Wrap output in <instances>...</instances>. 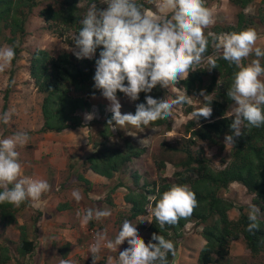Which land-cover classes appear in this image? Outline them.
I'll list each match as a JSON object with an SVG mask.
<instances>
[{
    "label": "clouds",
    "instance_id": "clouds-1",
    "mask_svg": "<svg viewBox=\"0 0 264 264\" xmlns=\"http://www.w3.org/2000/svg\"><path fill=\"white\" fill-rule=\"evenodd\" d=\"M148 2L152 3L153 0H148ZM102 3L106 6L101 8L96 3L89 6L86 14L79 21L81 25L79 31L72 37L74 47L68 50L72 51L78 60L92 59L97 52V48L102 46L99 57L95 59V72L92 77L94 81L93 88L99 90L102 97L109 101L107 111L111 113L107 112L102 116H97L101 111L96 108L97 113L88 114L86 116L88 121H85L83 112L90 109V102L87 100L90 95H87L84 96V99H86L88 107L80 113V125L74 128H65L60 132L48 133H61L81 127H92L94 124L95 128L99 127L101 129L103 128L102 121L108 118L106 123L109 124V128L104 129L110 133L105 138V144L109 146L113 142L120 141L119 137H115L121 135L116 129H123L126 125H131L137 129L142 126L164 127L163 124L159 126L149 124L169 118L171 128L172 109L181 104L191 103L186 92L177 93L171 99H158L153 98L151 95H145L144 102L134 104V101L139 99L140 93H150L158 85L167 89L171 84L186 80L188 74L197 69L193 66L204 62L210 40L219 56H207L206 68L209 71L218 68V59L227 61L229 66H235L231 84L226 91L227 98L233 102L231 110L226 116V118L234 117L229 126L232 134L225 135L224 143L234 145V137L243 135L242 129L244 127L260 128L264 126V80L261 79V77H264V65L261 63L264 60V48L257 46L256 42L259 37L255 29L247 27L239 31L225 32L219 35L208 32L206 35L205 29L207 30L210 26H213L215 20L211 9L205 6V0H156L158 14L143 11L136 0H102ZM247 11L251 12L252 10L248 9ZM252 56L255 58L245 64L244 61ZM14 58V46L0 48V73L10 68ZM117 90L124 93L132 101L128 113H122L120 110L121 103L117 98ZM92 95L99 94L93 93ZM200 96L203 97L202 106H192L191 110H185L186 114H191L188 120L198 121L200 118L209 119L211 117L212 108L210 104L212 99L208 97L203 89L200 91ZM134 110L135 112L132 113ZM13 114L14 110L0 113V122L10 123ZM188 120L183 123L184 126ZM170 128L166 130L164 127L166 131ZM45 133L47 132L43 134ZM2 135L4 136V134ZM190 135L188 134L187 137ZM123 136L132 139L129 134H123ZM29 139L30 137L26 131H17L11 136L0 138V204L8 203L17 208L14 213L15 223L5 227L0 226L4 229H8L10 225L15 229L16 226L17 241L11 242L5 239L3 243H0L8 246L9 261L13 259H11V256L15 254L11 255L10 253L12 250L14 251L15 245L18 243L19 230L17 226L23 225L25 228V224L17 223V213L20 208L30 209L32 207L34 211L37 209L31 217L36 225L45 220L50 223L48 224L50 226H56L62 220L72 225L77 216L83 225H87L88 230H92L95 221L98 222L111 216L110 209L115 206L114 201L112 202L110 198L111 192L117 188H122L123 194L126 191L124 186L131 185V176L125 168H119L108 178L92 170L87 163H83L85 156L92 151H97L100 147V144L97 143V136L89 141L91 149L87 154L82 155L74 162L71 161V156H66L64 164L57 166V169L60 170V177L57 178L56 188L50 183L51 176L48 179L38 176H25L19 159L20 153L17 149L24 147ZM180 141L181 139H178L174 143L166 145H174ZM162 144L160 143V145ZM140 146L145 147L147 152L148 147ZM205 156L207 155L205 154ZM160 157L161 159L170 158L168 151L161 153ZM152 160L155 161V165L159 161H156L154 157H152ZM171 168L173 171L174 168ZM139 173L141 175L142 172L139 171ZM163 174L170 176L172 172ZM158 176H162V174L159 173L157 179ZM111 179L115 181L108 186L109 188L105 194L92 199L84 195L86 203H78L83 199V193L80 191L88 193L94 182L98 181L99 184H102ZM140 180H143L141 176ZM117 181H120L124 186L112 188ZM231 184L238 183L231 182L228 186ZM74 185L80 187V191L78 189L71 190L70 188ZM57 194L61 195L59 201L56 203L53 201L49 209L40 207L48 202L49 196H57ZM150 200L154 203V207L151 204L149 207L146 206V214L149 213L150 217H154L161 228L165 225H176L181 219L189 218L194 208L198 206L194 191L186 184H172L162 192L157 189L154 195H150ZM25 201L27 204L24 203ZM121 202L127 205L126 211L115 212V216L127 213L129 204L123 198H121ZM104 203L110 205V209H102L105 206ZM48 205L50 206V204ZM241 205L250 209L247 230L249 232L258 230L260 228L258 222L260 209L251 202L248 203V207L244 204ZM231 210H235L237 213V209L232 208L228 213L229 217L233 218L236 213L231 216ZM137 217L124 218L117 225H121L119 231L116 226L118 232L114 239H109L106 232L95 234L94 243L90 244L88 249L92 256V264H96V261L99 260L98 257L102 248L116 252L118 246L125 242L127 246L119 251L115 264H168L169 253L173 255L169 261V264H171L176 256L174 243L155 232L151 234V239L148 241L147 238L145 242L138 234L135 224L130 221L135 220ZM138 220L144 221L143 219ZM91 221L92 224L89 225ZM147 221L152 222L151 219ZM196 227L198 228H195V230H197L202 240L195 256V263L198 264L196 262L197 255L205 241L199 234L200 227ZM34 228H31L32 233L25 231L28 234L27 238L33 235L36 241L34 234L36 228L35 230ZM239 240L243 245L241 246L244 255L258 257L264 252L251 255L241 239L232 240L228 243L227 253L221 259H215L212 264L226 262L228 255L230 256L231 243ZM66 243L68 245V242ZM59 264H71V261L61 259Z\"/></svg>",
    "mask_w": 264,
    "mask_h": 264
},
{
    "label": "trees",
    "instance_id": "trees-1",
    "mask_svg": "<svg viewBox=\"0 0 264 264\" xmlns=\"http://www.w3.org/2000/svg\"><path fill=\"white\" fill-rule=\"evenodd\" d=\"M57 1H54L53 4L46 3L41 7L38 11L39 16L45 21L51 20V26L55 24L63 31L72 30L74 33L79 31L81 27L79 21L92 3H96L98 7L103 6L102 0ZM155 1L149 3L148 0H136V3L145 11L151 10ZM211 1L214 0H205V6ZM229 1L238 7L234 24L210 26L209 30L205 29L206 35L208 32L219 35L247 27L254 29V20L242 12L243 7L251 0ZM99 3L101 5H98ZM36 4L37 0H0V39L4 40L8 46H14L15 58L11 64H14L19 58L18 54L22 50L21 45L25 36V23ZM257 22L264 24L262 12L258 11ZM2 29L6 33L2 34ZM59 29L55 28V30ZM100 50H102V46L97 48L92 59L79 60L67 51L58 52L56 55L45 48H35L30 51L27 56L26 72L36 91L40 94V120L37 132H60L65 128H74L80 125V113L88 107V103L86 99L81 101L75 93L80 92L85 96L93 93L100 94L99 90L93 88L94 81L92 79L95 72V59L99 57ZM209 55L219 56V53L215 52L211 40L204 62L194 65L193 67L197 69L190 72L186 80H180L175 84L179 92L197 95L199 97L198 106L203 105V97L200 96V91L203 89L212 99L210 104L212 115L209 119L188 120L185 129L189 130L191 135L181 138L177 144L166 145L165 151H168L170 158L165 157L156 162V168L163 169L165 165L173 167L174 170L170 176H158L157 183L152 181L147 184L145 180L139 181L140 173L136 169L137 161L135 159H140L146 154L145 147L123 134L115 136L119 137L120 141L107 146L105 138L110 133L106 132L104 128H109V124L106 123L108 118L102 121L103 128L96 130L97 143L100 144V147L83 159L84 164L87 163L92 170L108 178L119 168H125L129 172L130 186H124L120 181H117L112 187L123 185L126 188L122 198L129 204L128 219L146 214V206L149 207L150 204L154 207L150 195H154L157 189L162 192L172 184L188 185L194 191L198 201V206L194 208L192 215L187 219H181L176 225H165L163 228L151 216L152 222L146 228L147 238L149 241L152 233H158L171 240L176 249L177 240L181 237L184 225L191 222L194 227L199 226V234L205 242L197 255L196 262L198 264H212L215 259H221L227 253L228 243L232 240L241 239L251 255L264 251V126L260 128L244 127L242 129L244 134L234 137L235 144H229L227 154L219 157V165L205 156L200 143L210 142L216 144L220 149L222 147L221 140H224L226 134H232L229 127L232 120L226 118L228 105L232 101L227 98L226 91L231 84L232 73L235 70L234 65L229 66L227 61L218 59V68L209 71L206 68V57ZM244 63L247 64L246 60ZM261 63L264 65V60ZM9 91H11L10 85L7 84L3 94L4 99ZM121 94L122 92L117 90V96ZM145 95L167 99L168 97L173 98L176 94H170L167 89L158 85L150 93H140L139 99L134 101V104L144 102ZM186 109V111L191 110L192 106H188ZM134 112L135 110L132 111V113ZM162 124L166 130L169 129L170 119L158 120L149 125L159 126ZM182 140L186 143L183 144ZM231 182L238 183L252 194L251 203L260 209L258 214L260 228L258 230L254 232L247 230L249 208L219 194L220 189L228 187ZM24 203L27 204L26 201ZM232 208H236L237 213L233 218H230L228 213ZM16 209L15 206L8 203L0 204L1 227L15 223ZM91 224L92 221L89 222V225ZM120 227L121 225L117 226L118 231ZM17 228L19 237L18 243L14 247L13 259L15 262L18 256H29L36 243L33 235L27 238L28 234L23 225L17 226ZM66 245L67 243L62 247H66ZM172 256L169 253L168 264ZM9 260L8 246L0 244V264H6ZM24 263L19 262L18 264Z\"/></svg>",
    "mask_w": 264,
    "mask_h": 264
},
{
    "label": "rangeland",
    "instance_id": "rangeland-1",
    "mask_svg": "<svg viewBox=\"0 0 264 264\" xmlns=\"http://www.w3.org/2000/svg\"><path fill=\"white\" fill-rule=\"evenodd\" d=\"M54 1L58 2L57 0H37L36 6L32 8L28 15L27 22L25 23V36L21 45L22 50L18 54L19 58L14 64H11L8 70L0 73V113L14 110L10 123L4 124L0 122V138L11 136V134L17 131H26L30 139L24 147L17 149L20 153L19 159L22 165L23 175L38 176L43 179H48L51 176L50 183L56 188V182H58L57 178L60 177V170L57 169V166L64 164L66 156H71V161L74 162L82 155L84 156L87 154L91 149L89 141L93 140L92 138L96 136L95 133L97 128H100H95L94 124L92 127H81L75 130H66L61 133L47 132L43 134L36 131L39 123L38 105L40 94L36 91L32 80L26 72L27 56L30 51L35 48H45L53 55L61 51H67L73 54V52L68 49L74 47L72 37L75 33L72 30L63 31L61 27L59 29L55 24L51 26V20L45 21L38 14L41 7L45 6L46 3L53 4ZM98 5H101V3ZM101 7H104V5ZM206 7L211 9L214 14V25L234 24L235 13L238 7L230 3L229 0H214L209 2ZM243 8V14L254 20V29L259 37L256 42L257 46L264 48V24L257 22L258 11L262 12L264 15V0H251ZM248 9L252 11L248 12ZM145 12L158 14L156 1L153 3L152 9H147ZM55 28L59 30H55ZM4 33H6V31L2 29V34ZM5 46H8L7 43L0 39V48ZM254 58V56L249 57L246 63H249ZM261 79L264 80V77H261ZM7 84L10 85L11 91H9L6 99H4L3 94ZM167 91L170 94L183 93L182 91L179 92L175 84L169 85ZM75 95L81 101L85 96L80 92H76ZM188 96L191 103L178 105L172 109V123L168 131H166L163 126H142L137 129L131 125H126L123 129H116L120 134H129L138 144L148 147L146 154L142 158L135 159V161H137L136 168L142 172L140 175L141 179L145 180L147 183L153 180L157 183V175L159 173L164 175L163 173L170 174L172 172V168L169 165H165L163 170L158 171L152 157H154L156 161L161 159L160 155L165 151L166 144H172L176 140L181 139L182 136L187 137L188 134H191L190 131L185 130L183 124L191 116V114H186L185 110L188 106L196 107L199 102V97L197 95ZM117 98L121 103V112L128 113L131 109L132 101H130L124 93L117 96ZM167 99H171V97ZM87 100L90 102V109L89 111L83 112V119L85 121H88V119H86L88 114L93 115L97 113L96 108L101 111L97 116H102L104 113L110 112L107 111L109 101L102 97L101 94L94 96L90 95ZM232 103L233 102L228 105L226 116H228L231 110ZM3 104H5L4 107H2ZM228 118L230 121L234 119V117ZM2 134H4V136ZM221 141L223 145L220 150L216 144H211L210 142L202 144L204 147L203 152L218 165L220 164L219 157L227 154L229 147V144L224 143V140ZM160 143L163 144L160 145ZM185 143L186 142L183 141V144ZM78 168H80V166H78ZM114 181V179H111L102 184H99L100 182L98 181L94 182L88 193L80 191V187L75 185V187L72 186L70 189H78L83 193V199L78 202L81 204L82 202L86 203L84 195L91 199L98 198L102 194H105L109 188L108 186L112 185ZM122 191V188H117L111 192L110 198L112 202L114 201L113 204L115 206L110 209V205L104 203L105 206L102 207V209H110L111 216L98 222L95 221L92 230H88L87 225H83L77 216L72 225H70L71 223L69 222H65V220L60 221L56 226L48 225L50 223L47 220L39 222L38 225H36L31 220V217L37 209L34 211L32 207L30 209L20 208L17 213V223L25 224V230L28 233H32L31 228L35 226L36 230L34 228V234L36 236V246L29 256L18 257L16 262L12 259L13 256H11L12 260L8 261L6 264H18L19 262H25L24 264H59L61 259L70 260L71 264H92V256L88 252V249L90 244L94 243L95 234L97 232H106L109 239H114L118 232L116 231V226L124 218H127L128 213L115 216V212L126 211L127 205L121 202ZM220 195L232 199L236 203L244 204L247 207L252 197L251 193H248L244 187L238 184H231L227 188L221 189ZM60 196V194H57V196H49L48 202L40 207L49 209L53 201H55V203L59 201ZM48 204H50V206ZM235 213V210H231L230 215L233 216ZM138 219H143L144 221ZM149 219L150 214L147 213L137 217L135 220H130L135 224L138 234L145 242L147 240L146 226L149 223L147 220ZM195 228L198 227H193L190 222L185 224L182 229L181 237L177 240L176 256L171 264H196V252L202 244V240ZM15 229L10 225L6 230V235L12 236ZM0 236H5V229L1 227ZM66 242H68V245H66V248H63L62 246L65 245ZM241 245L242 243L240 240L232 242L230 256L228 255L226 262L219 264H264V252L258 257H249L247 254H243V245ZM126 246V242L119 245L116 252L102 248L98 257L99 260L96 261V264H115L119 251H122ZM10 254L14 255L15 252L12 250Z\"/></svg>",
    "mask_w": 264,
    "mask_h": 264
},
{
    "label": "crops",
    "instance_id": "crops-1",
    "mask_svg": "<svg viewBox=\"0 0 264 264\" xmlns=\"http://www.w3.org/2000/svg\"><path fill=\"white\" fill-rule=\"evenodd\" d=\"M6 230L7 229H5V236L3 237V236H0V243H3V240H5V239H7V240H9V241H11V242H16L17 241V232H15V230H14V232H13V234H12V236H7L6 235Z\"/></svg>",
    "mask_w": 264,
    "mask_h": 264
}]
</instances>
